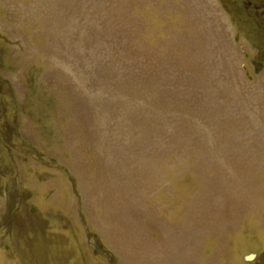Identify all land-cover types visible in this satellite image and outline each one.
I'll list each match as a JSON object with an SVG mask.
<instances>
[{
	"label": "rangeland",
	"instance_id": "374dc122",
	"mask_svg": "<svg viewBox=\"0 0 264 264\" xmlns=\"http://www.w3.org/2000/svg\"><path fill=\"white\" fill-rule=\"evenodd\" d=\"M263 9L0 0V264H264Z\"/></svg>",
	"mask_w": 264,
	"mask_h": 264
},
{
	"label": "trees",
	"instance_id": "16d2710c",
	"mask_svg": "<svg viewBox=\"0 0 264 264\" xmlns=\"http://www.w3.org/2000/svg\"><path fill=\"white\" fill-rule=\"evenodd\" d=\"M253 9L255 10V13H257V11H259V10L257 9V7H254ZM256 10H257V11H256ZM258 15L260 16L261 19H264V9L261 10V12H260ZM261 21H262V20H261Z\"/></svg>",
	"mask_w": 264,
	"mask_h": 264
},
{
	"label": "bare ground",
	"instance_id": "6f19581e",
	"mask_svg": "<svg viewBox=\"0 0 264 264\" xmlns=\"http://www.w3.org/2000/svg\"><path fill=\"white\" fill-rule=\"evenodd\" d=\"M252 257H253V256H252ZM252 257H251V258H252Z\"/></svg>",
	"mask_w": 264,
	"mask_h": 264
}]
</instances>
